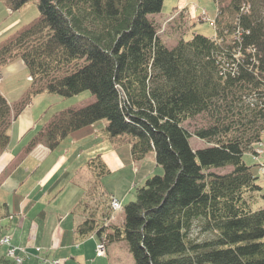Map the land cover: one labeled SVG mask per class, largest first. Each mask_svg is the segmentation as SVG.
Segmentation results:
<instances>
[{"label": "trees", "instance_id": "obj_1", "mask_svg": "<svg viewBox=\"0 0 264 264\" xmlns=\"http://www.w3.org/2000/svg\"><path fill=\"white\" fill-rule=\"evenodd\" d=\"M27 1L4 0L9 9ZM163 1L38 0L40 15L0 44V70L19 57L32 75L17 110L41 91L95 96L40 131L51 148L105 118L111 141L129 139L136 159L154 150L163 166L136 186L122 223L105 224L110 204L90 210L76 240L125 241L135 264H264V206H255L262 185L244 158L264 133V0H217L215 33L172 47L151 17ZM203 112L211 122L194 134L208 145L193 148L185 121ZM11 118L0 89V148ZM88 165L98 177L107 171L99 156ZM195 220L216 235L193 238ZM0 264L19 263L0 250Z\"/></svg>", "mask_w": 264, "mask_h": 264}, {"label": "crops", "instance_id": "obj_2", "mask_svg": "<svg viewBox=\"0 0 264 264\" xmlns=\"http://www.w3.org/2000/svg\"><path fill=\"white\" fill-rule=\"evenodd\" d=\"M179 9L184 10L187 17L193 16L188 4ZM0 75V89L12 109L10 139L0 148V237L9 235L12 244L18 247L17 252L25 258L30 250L34 252L37 246H42L44 255L60 258L62 264H106L105 258L111 259L112 252L116 257L114 248L125 246L123 241L122 245L113 243L112 250L109 242L106 255L97 256L96 248L95 253H91L85 246V240L95 236L76 240L75 227L90 210L101 214L104 207L109 206L110 195L104 196L94 190L97 185L95 171L88 165V160L94 156L106 163V153L117 144L111 143L105 132L107 121L102 119L77 128L53 148L39 138L40 131L61 110L82 106L93 101L95 96L83 99L79 94L62 97L58 93L41 91L17 110V104L32 87L29 84L24 89L27 81L32 82L30 71L18 57L4 64ZM262 138L264 140V133ZM263 155L264 151L254 158L258 163L264 162ZM259 166L256 172L260 171ZM30 177L34 178L32 182ZM66 188L71 190L72 197L63 203ZM81 193L84 197L79 200ZM74 203L84 208L74 207ZM117 212L111 217V223H122L123 214ZM67 215L73 217L67 219ZM7 248L0 243L3 253Z\"/></svg>", "mask_w": 264, "mask_h": 264}, {"label": "rangeland", "instance_id": "obj_3", "mask_svg": "<svg viewBox=\"0 0 264 264\" xmlns=\"http://www.w3.org/2000/svg\"><path fill=\"white\" fill-rule=\"evenodd\" d=\"M187 4L189 5V10L193 15L190 18L187 17L184 10L180 11L179 9ZM217 8L218 6L216 0H164L162 9L159 12H156L155 16L151 14V17L157 23L158 34L160 37L169 47H172L181 37H184L185 39L191 38L194 32H200L205 35H213V33H215L213 20L216 16ZM39 15L40 11L38 7V0H29L18 9H9L4 0H0V44L10 38L18 29L36 19ZM29 84H31V82L27 81L24 89L27 88ZM79 95L80 98L82 97L85 99L89 95H92V93L89 89H85L81 91ZM71 97H74V95ZM102 119H99V121H102ZM209 122H211V118L205 112L185 121V126L193 133L190 137V143L193 148L208 145V142L205 139L196 136L194 131L198 127L208 125ZM100 126H102V124ZM110 142L112 143L113 141ZM105 156L107 171L99 177L94 175L96 176L95 182L97 183L96 189L94 188V190H97L98 194L104 193V196L112 195L115 198H118L123 205L135 198L136 186L143 183L147 176L154 173H163V166L157 163L154 150H150L143 158L136 159L133 157L131 151V141L129 139L118 141L117 144H114V148H111ZM244 158L248 164L252 165L253 170L256 172L259 163L254 158L253 153L246 152ZM262 159H264V155ZM230 167L231 166H226L222 169L218 168V170L223 171L225 169H229ZM256 173L259 175L258 182L262 185L259 201L255 203V206L258 207L264 206V172L259 171ZM32 180H34V178L30 177L31 182ZM69 197H72V192L69 188H66L63 195V203L69 201ZM83 197L84 195L81 193L79 200L81 198L83 199ZM73 206L82 209L84 208V206H81L79 203H74ZM117 213L119 214L120 211ZM121 213L124 217V209ZM71 217L73 216L67 215V219H70ZM190 234L197 240L208 239L216 235L213 230L204 229L200 220L194 221ZM85 241V246L88 251L95 253L96 238H87ZM117 242H120L119 245H122L121 241L110 242V250L113 249L111 248V245L113 243L116 244ZM0 243L2 244L1 241ZM123 243L127 246L125 241H123ZM125 246H120L118 249L114 248V254L116 257L114 258L113 252L112 254L110 252L111 257H109L111 259L105 258L106 264H110V261L112 264H135L131 251L128 246L127 249ZM40 248L42 249L43 247L41 246ZM20 251L24 250L20 249ZM34 252L36 256L32 255ZM34 252L30 250V253L27 254L26 258L24 255L21 256V254L17 252V255L23 257L22 261L12 259L19 264H24L25 260L27 264H42L41 258L44 256L43 252L37 249ZM31 260L33 263L30 262Z\"/></svg>", "mask_w": 264, "mask_h": 264}, {"label": "built area", "instance_id": "obj_4", "mask_svg": "<svg viewBox=\"0 0 264 264\" xmlns=\"http://www.w3.org/2000/svg\"><path fill=\"white\" fill-rule=\"evenodd\" d=\"M111 205H112V208L114 210H117V209H119V208L122 207L121 202L117 198H113L111 200ZM0 241L2 243H6V244L9 245L8 246V249H7V255L9 257L15 259L16 261H22V258L23 257H20L19 255H17V252H16V250H17L18 247L15 246V245H13L11 243L9 236L2 237L0 239ZM37 248L39 249L40 247H37ZM96 250H97L96 251L97 252V255H104L105 254V250H106V238L103 237V238H101V239L98 240L97 249ZM61 262H62L61 259H58V258L53 259V258H46L45 257V258H42V260H41V263L42 264H61Z\"/></svg>", "mask_w": 264, "mask_h": 264}, {"label": "bare ground", "instance_id": "obj_5", "mask_svg": "<svg viewBox=\"0 0 264 264\" xmlns=\"http://www.w3.org/2000/svg\"><path fill=\"white\" fill-rule=\"evenodd\" d=\"M107 244H108V243H107ZM107 244H106V250H107ZM106 250H105V251H106Z\"/></svg>", "mask_w": 264, "mask_h": 264}]
</instances>
